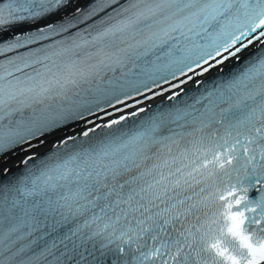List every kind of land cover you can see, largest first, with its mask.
I'll use <instances>...</instances> for the list:
<instances>
[{"label":"snow or ice","instance_id":"snow-or-ice-1","mask_svg":"<svg viewBox=\"0 0 264 264\" xmlns=\"http://www.w3.org/2000/svg\"><path fill=\"white\" fill-rule=\"evenodd\" d=\"M0 264H264V0H0Z\"/></svg>","mask_w":264,"mask_h":264}]
</instances>
